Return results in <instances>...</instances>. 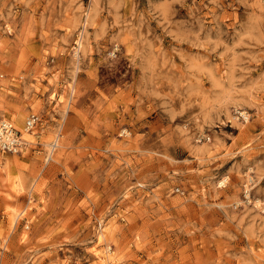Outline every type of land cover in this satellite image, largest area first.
Listing matches in <instances>:
<instances>
[{"label": "rangeland", "instance_id": "obj_1", "mask_svg": "<svg viewBox=\"0 0 264 264\" xmlns=\"http://www.w3.org/2000/svg\"><path fill=\"white\" fill-rule=\"evenodd\" d=\"M0 72V264H264V0H0Z\"/></svg>", "mask_w": 264, "mask_h": 264}, {"label": "built area", "instance_id": "obj_2", "mask_svg": "<svg viewBox=\"0 0 264 264\" xmlns=\"http://www.w3.org/2000/svg\"><path fill=\"white\" fill-rule=\"evenodd\" d=\"M2 73L0 72V77ZM41 117L32 113L26 121L28 131H33L41 124ZM23 132L19 129L13 120L3 118L0 120V150L1 151H20L24 145Z\"/></svg>", "mask_w": 264, "mask_h": 264}, {"label": "bare ground", "instance_id": "obj_3", "mask_svg": "<svg viewBox=\"0 0 264 264\" xmlns=\"http://www.w3.org/2000/svg\"><path fill=\"white\" fill-rule=\"evenodd\" d=\"M26 129H27V127L25 126V130H26ZM25 144H26V141H25L24 145H25ZM24 145H23V146H24ZM23 146H22V147H23ZM21 149H22V148H21Z\"/></svg>", "mask_w": 264, "mask_h": 264}, {"label": "crops", "instance_id": "obj_4", "mask_svg": "<svg viewBox=\"0 0 264 264\" xmlns=\"http://www.w3.org/2000/svg\"><path fill=\"white\" fill-rule=\"evenodd\" d=\"M23 132H24V131H23ZM23 137H24V136H23ZM24 140L26 141V139H25V138H24ZM26 144H27V141H26ZM26 144H25V145H26ZM25 145H24V146H25Z\"/></svg>", "mask_w": 264, "mask_h": 264}]
</instances>
